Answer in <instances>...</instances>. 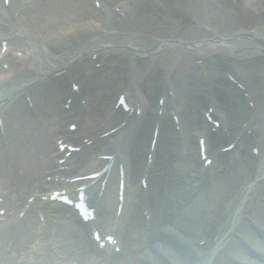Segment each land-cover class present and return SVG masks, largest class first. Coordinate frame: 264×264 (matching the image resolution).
<instances>
[{
    "label": "bare ground",
    "instance_id": "bare-ground-1",
    "mask_svg": "<svg viewBox=\"0 0 264 264\" xmlns=\"http://www.w3.org/2000/svg\"><path fill=\"white\" fill-rule=\"evenodd\" d=\"M93 2L0 0V40L7 45L0 57V114L9 123L6 137H0V162H10L9 175L18 188L26 184L21 178L28 182L55 166L50 140L67 138L65 122L93 119L87 130L94 126L97 134L115 127L109 134L114 146L100 149L119 150L126 168L125 199L145 198L144 208L154 213L151 224L162 229L168 243L155 241L153 229L134 213L128 222H121L122 216L115 224L121 253L89 251L85 233L68 235L60 227L53 234L60 246L34 263H264V235L254 233V228L264 230V29H250L246 20L248 30L226 33L233 25L218 0H191L195 12L187 23L172 19L166 0ZM57 70L67 78L49 77ZM60 81L63 87H49ZM235 81L245 89L231 87ZM71 85L84 89L76 93ZM119 92L126 94L128 110L112 104ZM24 93L34 99L38 119L22 105ZM56 94L64 101H56ZM44 106L49 115L41 112ZM208 106L219 119L215 132L202 115ZM80 132L71 138L81 146L79 157L95 155L97 147L83 144ZM246 136L257 154L249 150ZM198 137L205 138L210 163L200 158ZM228 143L232 147L219 153ZM142 177L146 188L137 184ZM29 187H20L21 196ZM49 224L48 219L41 228L45 237ZM0 225L2 263L11 259L9 250H25L36 222L28 213L19 222ZM237 232L254 253L246 251ZM20 264H27L26 258Z\"/></svg>",
    "mask_w": 264,
    "mask_h": 264
},
{
    "label": "rangeland",
    "instance_id": "rangeland-1",
    "mask_svg": "<svg viewBox=\"0 0 264 264\" xmlns=\"http://www.w3.org/2000/svg\"><path fill=\"white\" fill-rule=\"evenodd\" d=\"M166 1L169 4L168 5L169 14L171 15L172 19L175 21L183 20L184 23H187L191 19L192 14H194L195 12V6L191 4V0H166ZM218 1L222 6V8L227 13H229V18L232 21L233 26L229 28L230 29L228 30L229 32L226 33H232L233 30L237 28H244L245 30H248L245 27L247 24L245 22L246 21L245 18L241 16V14H238V11H244L248 16L251 17L250 22H253V24L255 25L253 28L264 29V0H218Z\"/></svg>",
    "mask_w": 264,
    "mask_h": 264
}]
</instances>
